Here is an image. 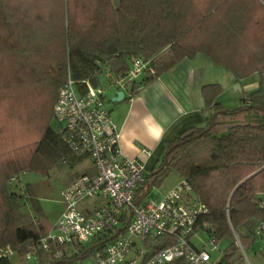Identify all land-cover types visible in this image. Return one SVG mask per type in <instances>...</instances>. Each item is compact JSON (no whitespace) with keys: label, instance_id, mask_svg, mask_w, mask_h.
<instances>
[{"label":"trees","instance_id":"trees-1","mask_svg":"<svg viewBox=\"0 0 264 264\" xmlns=\"http://www.w3.org/2000/svg\"><path fill=\"white\" fill-rule=\"evenodd\" d=\"M199 53L238 80L257 74L258 86L231 108L215 102L217 84L205 85L203 97L212 109L207 123L170 140L142 190L146 194L176 171L207 206L198 227L218 242L228 239L218 264H242L241 248L258 239L253 228L264 219V119L233 123L221 133L212 129L219 113L264 114V0H0V245H12L22 259L50 229L20 173L49 175L71 155L53 114L68 72L78 85L88 80L106 87L124 80L138 58L146 63L139 82L145 85ZM137 89L134 78L129 97ZM89 250L49 242L34 264H77Z\"/></svg>","mask_w":264,"mask_h":264},{"label":"built area","instance_id":"built-area-1","mask_svg":"<svg viewBox=\"0 0 264 264\" xmlns=\"http://www.w3.org/2000/svg\"><path fill=\"white\" fill-rule=\"evenodd\" d=\"M145 66L134 58L127 77L116 84L124 87ZM81 82L78 85L67 73L53 114L56 132L71 154L89 157L91 165L60 188L63 210L54 225L55 233H47L30 246L23 258L30 260L47 249L49 242H56L90 249L77 264H164L175 259L218 264L220 258L211 261V252L219 249L218 241L209 236L205 243L196 244L197 234L203 231L197 221L207 206L196 197L191 184L180 177L159 199L145 200L148 192L143 194L142 187L148 181L147 173L140 159L123 155L120 129L111 117L104 87ZM128 218L125 228L112 237ZM253 230L258 239H264V219ZM14 256L18 252L12 245H0V259ZM85 258L88 263L83 262Z\"/></svg>","mask_w":264,"mask_h":264},{"label":"crops","instance_id":"crops-1","mask_svg":"<svg viewBox=\"0 0 264 264\" xmlns=\"http://www.w3.org/2000/svg\"><path fill=\"white\" fill-rule=\"evenodd\" d=\"M143 76L140 74L136 77L138 89L135 94L129 97V83L124 87L114 84L111 102L107 101L111 117L120 129L123 155L140 159L147 174L157 164L171 139L189 126H203L207 123L212 109L206 107L203 97L202 89L205 85L217 84L220 92L215 102L232 108L259 83L257 74L236 79L231 71L216 65L204 53H199L192 59L180 60L145 85L139 83ZM123 89V98L113 101L112 97L116 96V92ZM222 114L223 121L226 116L230 117L227 120L229 124L236 123V117L241 114L245 118L264 115L258 111ZM261 118L264 119V116ZM227 129L228 127L223 126L217 132H225ZM81 158L82 156H76L72 162H78Z\"/></svg>","mask_w":264,"mask_h":264},{"label":"rangeland","instance_id":"rangeland-1","mask_svg":"<svg viewBox=\"0 0 264 264\" xmlns=\"http://www.w3.org/2000/svg\"><path fill=\"white\" fill-rule=\"evenodd\" d=\"M117 1H114L116 4ZM113 84L107 85L104 87L106 99L111 102V93L113 92ZM257 114V113H252ZM262 114V113H260ZM252 118H245L243 114L236 117V123H260L262 120L261 116L264 115H251ZM235 118V117H234ZM230 120L229 116L225 117V121H223V114H217L215 118V124L213 126V131L217 132L219 129H223L224 127H228L230 124L227 122ZM231 123V122H230ZM77 155H69L66 157V161L64 163H60L55 168L50 170L49 175L42 174L35 171H27L24 173H20L21 178L20 181L25 185L26 183H30L35 196L39 201V205L42 209L46 217L47 223L50 225V229L48 231L49 234H54V225L60 216L63 210V203L60 196V188L65 183V181L75 172L84 171L87 167L91 165L90 159L87 156H82L81 160L78 162H72V160ZM180 179V175L176 171L170 172L166 178L159 185H152L145 197L146 199H154L157 200L161 197V195L170 187H172L178 180ZM19 186L16 185V189ZM208 240V235L204 231H200L196 236V244L201 245ZM228 244V239H224L219 242V249H215L211 252V261H217L223 252V248ZM262 249L259 250V248ZM259 250V251H256ZM244 256V262L242 264H264V239H256L254 244L242 252ZM14 264H34L35 259L31 258L30 260H26L25 258H20L18 256H14L12 259ZM89 259H83L84 263H88ZM122 264V263H118Z\"/></svg>","mask_w":264,"mask_h":264},{"label":"water","instance_id":"water-1","mask_svg":"<svg viewBox=\"0 0 264 264\" xmlns=\"http://www.w3.org/2000/svg\"><path fill=\"white\" fill-rule=\"evenodd\" d=\"M124 93H125L124 89H123V90H118V91L116 92V96H115V97H112V100H113V101H120V100L123 98ZM213 120H214V117L211 118V120L209 121V123H208L206 129H210V128H211L212 123H213ZM178 145H179L178 142L172 144L171 146H169V147L167 148V150H166L165 153H166V154L169 153L174 147H176V146H178ZM166 154H165V155H166ZM165 163H166V159H165V156H164L163 163H162V166H161L162 168L165 167ZM142 197H143V196H142ZM138 202H139V199H136V200H135V204H138ZM129 219H130V218H128V220L126 221V223H125L122 227H120L119 229H117V231L113 234L112 237L116 236L121 230H123V229L125 228V226H126L127 222L129 221ZM62 262H63V260H59V261H57V262H55V263H53V264H56V263H62Z\"/></svg>","mask_w":264,"mask_h":264}]
</instances>
